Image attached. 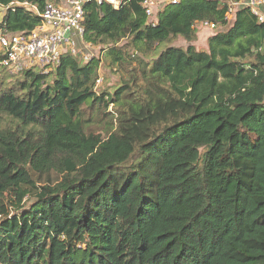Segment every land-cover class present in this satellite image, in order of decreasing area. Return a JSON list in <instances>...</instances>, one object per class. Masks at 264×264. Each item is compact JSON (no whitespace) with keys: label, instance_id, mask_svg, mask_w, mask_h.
<instances>
[{"label":"trees","instance_id":"trees-1","mask_svg":"<svg viewBox=\"0 0 264 264\" xmlns=\"http://www.w3.org/2000/svg\"><path fill=\"white\" fill-rule=\"evenodd\" d=\"M53 1L0 0V33ZM84 12V42L129 77L97 92V58L0 64V264H264V22L219 0L153 24L140 0ZM204 21L207 51L162 48Z\"/></svg>","mask_w":264,"mask_h":264},{"label":"built area","instance_id":"built-area-1","mask_svg":"<svg viewBox=\"0 0 264 264\" xmlns=\"http://www.w3.org/2000/svg\"><path fill=\"white\" fill-rule=\"evenodd\" d=\"M126 0H59L46 3L38 14L41 21L29 33L4 35L0 33V48L4 58L0 62L10 75L30 69H38L44 73L53 71L64 54L71 56L84 55V50H93L91 44L84 42V7L88 3H109L119 8ZM181 0H140V6L153 24L156 15L169 4H177ZM226 8L224 18L231 21L236 11L248 8L258 22H264V0H219ZM26 5V3H23ZM199 25L214 31L216 24L201 22ZM84 61L92 57L84 55ZM88 60V61H89ZM97 83L100 80L96 81Z\"/></svg>","mask_w":264,"mask_h":264},{"label":"rangeland","instance_id":"rangeland-1","mask_svg":"<svg viewBox=\"0 0 264 264\" xmlns=\"http://www.w3.org/2000/svg\"><path fill=\"white\" fill-rule=\"evenodd\" d=\"M4 13H5V9L0 8V19H1V16L4 15ZM212 34H213V31L198 24L195 28V38L192 40V42H188L181 37L171 38L168 42L164 43L162 48L165 46L186 48L188 45L192 44L194 45V48L197 51H207L208 50L207 39ZM123 44H125L124 41L120 45H123ZM83 53L84 55L91 56L92 58L100 59L99 66H98V79H97V80H100V82L99 83L96 82V87H95V90L97 92L98 90H102L105 87L106 88L116 87L117 85L120 84L122 78L126 80L129 77V74L120 72L116 66H112L111 63H109L110 61L102 53L100 46H93V50H84ZM83 61H84V58H83Z\"/></svg>","mask_w":264,"mask_h":264},{"label":"crops","instance_id":"crops-1","mask_svg":"<svg viewBox=\"0 0 264 264\" xmlns=\"http://www.w3.org/2000/svg\"><path fill=\"white\" fill-rule=\"evenodd\" d=\"M1 9H2V8H1ZM2 17H3V16H1V19H0V20H2Z\"/></svg>","mask_w":264,"mask_h":264}]
</instances>
